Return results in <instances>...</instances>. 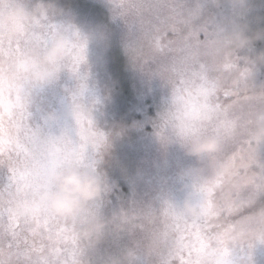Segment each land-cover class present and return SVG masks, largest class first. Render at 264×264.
Segmentation results:
<instances>
[{
	"label": "rangeland",
	"instance_id": "1",
	"mask_svg": "<svg viewBox=\"0 0 264 264\" xmlns=\"http://www.w3.org/2000/svg\"><path fill=\"white\" fill-rule=\"evenodd\" d=\"M58 2L65 14L57 19L70 24L85 41L81 70L90 85L92 114L98 127L91 133L98 138L91 156L105 182L98 209L109 223L99 242L86 245L72 222L44 212L48 160L39 158L30 168L22 169L29 173V187L10 201L0 198V211H4L0 217V258L8 252L9 242H18L12 251L19 255L11 257V264H181L182 259L190 264H220L238 242L251 238L264 210V186L251 180L264 166V143L252 139L264 103H249L252 97H264V65H257L252 78L246 71V58L264 53V0H183L182 17L160 31L146 14H130L129 4L137 0ZM133 19L137 32L129 25ZM231 27L242 28L249 37L259 33L260 38L235 55L225 51L217 62L194 59L195 52ZM45 31L41 26L28 38L40 40ZM22 43L0 40V61L18 54ZM162 47L166 59L155 63L153 57L161 55ZM77 53L72 52L70 69L80 65L74 62ZM204 65L215 70L210 74L207 97L199 95L198 75L182 74L184 69ZM225 87L232 89L234 103L220 107L216 93ZM57 95L56 88L43 93L45 106L55 107ZM10 99L5 93V102ZM209 121L222 136V150L214 157L212 174L202 179L207 203L204 216L212 223L211 235L196 231L190 238L186 234L177 238L162 229L161 241L175 239L178 249L168 257L134 226V216L147 212L148 223L159 225L184 221L169 210L168 198L182 195L177 173L197 162L175 141L203 131ZM19 123L18 114L0 115V155L7 156ZM162 140L171 142L165 146ZM71 145H53L48 155L56 150L62 153ZM7 178V169L0 168V184ZM237 188L244 193L246 211L234 225L219 228L212 196ZM240 203L235 202V207ZM49 225L54 238L42 240L38 233L48 231ZM232 256L231 264H264V245L251 252L246 246L237 248Z\"/></svg>",
	"mask_w": 264,
	"mask_h": 264
},
{
	"label": "clouds",
	"instance_id": "2",
	"mask_svg": "<svg viewBox=\"0 0 264 264\" xmlns=\"http://www.w3.org/2000/svg\"><path fill=\"white\" fill-rule=\"evenodd\" d=\"M64 14L58 0H0V40H23L18 54L0 61V115L18 114L21 123L16 125L14 140H22L25 128L32 129L39 140L35 150L22 152L18 157L0 155V168H30L36 159L51 160L46 167L43 211L72 222L85 244L92 245L103 238L109 223L98 209L105 182L88 155L90 148L95 151L91 133L98 127L92 114L94 100L90 85L81 70L83 62L74 70L69 68L72 52L81 49L84 52L85 41L70 24L57 19ZM41 26L46 28L42 39L28 38L29 33ZM258 38L259 33L249 37L242 28L231 27L193 56L197 62H217L225 51L235 55ZM246 65L252 78L257 65H264V53L246 58ZM52 88L58 90L56 105L45 106L43 93ZM5 93L11 98L8 102ZM8 128L11 130V125ZM252 139L257 144L264 143V111L256 117ZM63 142L78 148L77 163L59 164L60 152L52 151L48 155L53 145ZM170 142L162 140L165 146ZM175 143L197 163L177 173L178 192L182 195L169 196V210L187 221L204 220L202 179L212 174L214 157L222 150V136L209 121L203 131L179 136ZM260 216L258 229L250 239L238 242L232 254L240 247L246 246L251 252L255 246L264 245V210ZM232 254L226 264H230Z\"/></svg>",
	"mask_w": 264,
	"mask_h": 264
},
{
	"label": "snow or ice",
	"instance_id": "3",
	"mask_svg": "<svg viewBox=\"0 0 264 264\" xmlns=\"http://www.w3.org/2000/svg\"><path fill=\"white\" fill-rule=\"evenodd\" d=\"M130 14L133 16L137 12H141L149 16L156 26V30L160 31L162 26L169 23L178 22L185 11V4L183 0H137L129 4ZM130 27L134 32L136 30V23L133 19L130 22ZM137 38H134L136 40ZM158 39V37H157ZM84 59V52L81 49L78 51L74 62L79 64ZM166 59V50L161 48V55L153 57L155 63H160ZM215 71L213 68L204 65L198 68H187L183 70L182 74H193L200 77L199 95L201 97H207L210 94V74ZM216 102L220 107L233 105L234 94L230 87L223 88L222 92L216 93ZM249 103H264V97H252ZM39 140L37 135L30 128H25L22 133V140H15L6 150L8 157L19 156L22 152H28L30 149L35 150L38 147ZM243 150V149H242ZM8 178L7 182L0 184V198H8L9 201L21 194L22 190L29 187L27 184V178L29 173L22 170L18 166H11L7 169ZM251 180L255 183L259 181L261 186H264V166H260L257 174L251 177ZM212 199L217 204L216 221L217 227L224 228L228 225H234L240 216L246 211L242 201L244 200V193L238 188L235 190L229 189L228 192L221 195L220 193L213 194ZM241 202L239 207H235V202ZM235 209V210H234ZM4 215V211H0V217ZM149 214L147 212H141L134 216L135 227L139 228L145 235L146 240H151L157 246V251L162 254H167L168 257H172L176 254L178 249L176 248V240L171 241L164 239L161 241V230L164 233L172 232L175 237L181 235H187L191 237L193 232L199 231L206 235H211L209 229L212 227L211 221L206 219L201 221H187L173 223L171 221H165L163 225L148 223ZM27 222V218H25ZM11 221V218H10ZM38 235L41 239L52 240L54 234L51 230V226H48V231L41 230ZM18 247V242L13 244L9 242L8 252L0 258V264H11V257L13 255H19L18 252H13L14 248ZM47 264V262H45ZM66 264V262H65ZM181 264H190V261H184L182 259Z\"/></svg>",
	"mask_w": 264,
	"mask_h": 264
},
{
	"label": "trees",
	"instance_id": "4",
	"mask_svg": "<svg viewBox=\"0 0 264 264\" xmlns=\"http://www.w3.org/2000/svg\"><path fill=\"white\" fill-rule=\"evenodd\" d=\"M92 138H93V143L95 144V147H96L97 142H98V138H97V136H94ZM56 152H59V150H56ZM91 153H92V149L90 148L89 151H88V155L91 158V162H92ZM49 154H50V152H49ZM46 160H48V159H45V161ZM60 160H61V164H68V162H70V161L78 162L80 160V152H79L78 148L74 147L73 145H71L69 148H66L65 150L62 151V155H61ZM50 163H52L51 160L46 161L47 165L50 164ZM206 204L207 203H205V205ZM199 239L201 240V237L197 238V240H199ZM188 249L189 248H185V250H188ZM232 258H233V256H231L230 264H231ZM228 259H229V256L222 258L220 260V264H226Z\"/></svg>",
	"mask_w": 264,
	"mask_h": 264
}]
</instances>
